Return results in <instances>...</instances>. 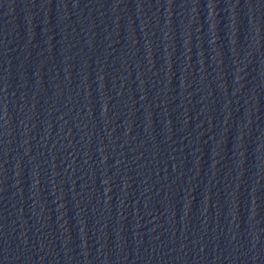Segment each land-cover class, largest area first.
I'll return each instance as SVG.
<instances>
[{
  "label": "water",
  "instance_id": "95a60500",
  "mask_svg": "<svg viewBox=\"0 0 264 264\" xmlns=\"http://www.w3.org/2000/svg\"><path fill=\"white\" fill-rule=\"evenodd\" d=\"M0 264H264V0H0Z\"/></svg>",
  "mask_w": 264,
  "mask_h": 264
}]
</instances>
